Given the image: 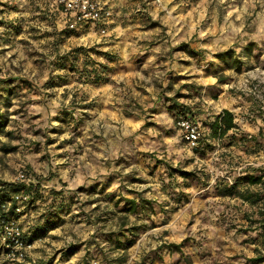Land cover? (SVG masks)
I'll use <instances>...</instances> for the list:
<instances>
[{
	"label": "rangeland",
	"instance_id": "obj_1",
	"mask_svg": "<svg viewBox=\"0 0 264 264\" xmlns=\"http://www.w3.org/2000/svg\"><path fill=\"white\" fill-rule=\"evenodd\" d=\"M97 1L102 19L71 27L58 0H0V206L29 245L16 264H264V53L220 72L229 0ZM254 3L243 31L256 20L264 37ZM224 81L246 109L214 138Z\"/></svg>",
	"mask_w": 264,
	"mask_h": 264
},
{
	"label": "crops",
	"instance_id": "obj_2",
	"mask_svg": "<svg viewBox=\"0 0 264 264\" xmlns=\"http://www.w3.org/2000/svg\"><path fill=\"white\" fill-rule=\"evenodd\" d=\"M254 2L255 0H229L226 6H223V23L221 27H218L217 32L220 36L217 41L216 60L220 65V72L227 75L228 79L234 78L238 61H244L249 57L251 60L255 59L257 50L264 53V37L259 36L260 34L255 29L256 20L252 22L255 32L247 33L243 31L245 26L242 19L256 12L257 8ZM253 55L254 57H251ZM230 63H233V65H230ZM262 64L263 61L261 60L260 65ZM220 87L217 104L219 114L221 115L224 111L231 112L234 116V123L236 124L239 121L237 119L238 113L245 111L246 106L241 104L239 100L241 96H238L234 92L229 81H224ZM179 132L181 133L180 137L182 141H185L182 132ZM0 264H16L15 261L8 260L5 249L1 246Z\"/></svg>",
	"mask_w": 264,
	"mask_h": 264
},
{
	"label": "built area",
	"instance_id": "obj_3",
	"mask_svg": "<svg viewBox=\"0 0 264 264\" xmlns=\"http://www.w3.org/2000/svg\"><path fill=\"white\" fill-rule=\"evenodd\" d=\"M66 14L72 20L71 27L79 22H97L102 19V9L97 0H58ZM177 127L182 132L183 139L191 149L198 148L201 127L188 118H180ZM0 246L5 249L6 257L11 261L23 260L29 245L24 238L23 231L9 216V207L0 206Z\"/></svg>",
	"mask_w": 264,
	"mask_h": 264
},
{
	"label": "trees",
	"instance_id": "obj_4",
	"mask_svg": "<svg viewBox=\"0 0 264 264\" xmlns=\"http://www.w3.org/2000/svg\"><path fill=\"white\" fill-rule=\"evenodd\" d=\"M235 128L236 124L234 123L233 114L229 111H224L212 125V136L214 138L224 137ZM250 180L253 184L258 182V180L255 178H250ZM5 194H7L5 189L0 190V199H2ZM251 198L252 197H247L246 200H250Z\"/></svg>",
	"mask_w": 264,
	"mask_h": 264
}]
</instances>
